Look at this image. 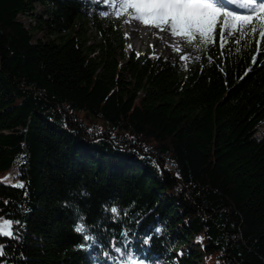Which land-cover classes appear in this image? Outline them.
Here are the masks:
<instances>
[{"label":"trees","instance_id":"trees-1","mask_svg":"<svg viewBox=\"0 0 264 264\" xmlns=\"http://www.w3.org/2000/svg\"><path fill=\"white\" fill-rule=\"evenodd\" d=\"M101 11L112 9L0 0V175L25 185L0 182V217L23 224L21 239L0 238V264H264L255 38L221 55L217 35L185 50V68L127 56L122 19ZM20 16L50 40L35 43ZM80 217L99 246L81 247Z\"/></svg>","mask_w":264,"mask_h":264},{"label":"snow or ice","instance_id":"snow-or-ice-1","mask_svg":"<svg viewBox=\"0 0 264 264\" xmlns=\"http://www.w3.org/2000/svg\"><path fill=\"white\" fill-rule=\"evenodd\" d=\"M93 3H105L112 9L111 13L101 11L102 16H115L126 24L137 21L143 26L179 38L184 42L186 51H207L209 46L214 45L218 35L221 55L228 50L227 44L239 45L244 42L245 47H250L253 38H255V55L252 57V63L256 64L257 56L264 52L260 47L261 41L264 40V0H93ZM176 51L179 52L181 49L177 47ZM180 59L187 61L190 57L181 55ZM261 63H264V60ZM250 71L251 68L247 69L243 75L247 76ZM240 79H243V76ZM24 159V156L18 157L17 163H23ZM13 187L24 188L25 185L17 183ZM110 211L114 217L120 214L117 207H112ZM22 227L23 224L19 220L0 217V238L21 239L19 232ZM74 230L81 234L85 241L91 242L90 245H81V247L87 249L92 245L99 246L97 237L91 233L83 217L79 218ZM124 235L126 236L127 233ZM202 239V237L197 238L198 242ZM116 251L120 249L117 248ZM104 254L108 255V253ZM124 254H128L127 250ZM7 255L5 245L0 244V258ZM128 264H141V262L130 257Z\"/></svg>","mask_w":264,"mask_h":264},{"label":"rangeland","instance_id":"rangeland-1","mask_svg":"<svg viewBox=\"0 0 264 264\" xmlns=\"http://www.w3.org/2000/svg\"><path fill=\"white\" fill-rule=\"evenodd\" d=\"M36 7L37 14L39 16H44L43 8L39 5H37ZM19 20L24 23L29 30H32L35 43L38 41L47 42L50 40L49 36L45 32L34 30V28L36 27V20L33 17L20 16ZM122 30L126 37L125 51L127 56H130L133 53L148 54L151 56L155 54L161 57L164 61L176 64L180 67L187 68L190 65V59L187 61L180 59L181 55L188 54H185V44L179 38H174L167 32H161L159 30L152 29L151 27L143 26L137 21H132L129 24L123 23ZM148 31L152 33L151 37H148ZM155 33L156 35L154 36L153 34ZM165 40L167 41V43L165 42ZM177 47H179L181 51L177 52ZM9 177L13 178L7 179ZM1 181L8 185L16 184V179L11 175H0V182ZM188 247L191 248V245H189ZM217 263L218 261L213 257H208V260L206 262V264ZM202 264H204V262H202Z\"/></svg>","mask_w":264,"mask_h":264},{"label":"bare ground","instance_id":"bare-ground-1","mask_svg":"<svg viewBox=\"0 0 264 264\" xmlns=\"http://www.w3.org/2000/svg\"><path fill=\"white\" fill-rule=\"evenodd\" d=\"M137 30V29H136ZM134 31V30H133ZM147 34H148V37H151V35H152V33L151 32H147ZM154 36L156 35V33L155 34H153ZM165 42L167 43V41L165 40Z\"/></svg>","mask_w":264,"mask_h":264}]
</instances>
